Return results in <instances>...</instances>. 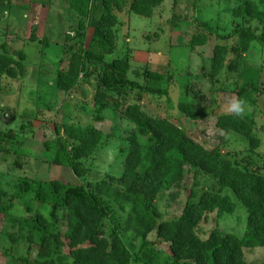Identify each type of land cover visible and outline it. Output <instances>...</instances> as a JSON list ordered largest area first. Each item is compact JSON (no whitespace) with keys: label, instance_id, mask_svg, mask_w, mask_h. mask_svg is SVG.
Returning <instances> with one entry per match:
<instances>
[{"label":"trees","instance_id":"trees-1","mask_svg":"<svg viewBox=\"0 0 264 264\" xmlns=\"http://www.w3.org/2000/svg\"><path fill=\"white\" fill-rule=\"evenodd\" d=\"M10 1L0 0V8L10 6ZM163 1L132 0L129 11L151 18ZM90 2L86 23L79 22L74 36L71 37L70 32L65 35L64 40L74 38L75 41L71 45L64 44L67 66L58 70L55 86L69 94L81 78L95 73L94 103H111L118 110L121 100L129 96L128 92L140 88L138 80L127 78L131 70L129 57L112 59L107 64L109 72L103 66L105 56L114 52L119 40V20L114 8L121 11L125 0ZM232 13L245 22L264 21V10L254 0H241ZM85 28H92L93 32L87 47H82ZM234 32L237 44L217 43L214 47L209 69L212 83L219 81L218 76L224 69L243 73V54L257 35L254 29L238 23H235ZM30 38H35L34 33ZM207 40L208 35L204 33L193 34L188 47L194 50L205 45ZM25 58L23 52L11 48L6 42L2 43L0 76L16 77L24 69ZM146 74L154 77V83L161 80L159 78L156 82L159 74ZM112 85L117 96L108 92ZM245 88L243 85L238 92ZM144 93L167 92L160 87L153 89L146 86ZM248 95L251 96L250 92ZM141 100L138 94L136 101L127 104L123 110V118L132 125V129L126 132L127 151L118 178L108 175V179L79 184L57 179L38 183L33 196L35 209L27 205L24 216L12 213L18 196L0 188V233L20 246L21 264H256L246 260L244 248L264 246V171L261 167L243 164L223 153L219 147L204 148L190 139L176 121L143 111L139 105ZM177 108L191 121L208 116L206 110L190 102L180 101ZM216 126L225 132L232 130L242 134L248 140L251 151L261 145L259 134L255 131L259 127H256L253 118L236 116L231 112L221 113ZM61 128L72 143L69 147L58 135L45 142L48 161L66 165L75 177L83 179L90 171L85 160L102 149L110 134L94 126L73 122L63 123ZM261 129H264V123ZM4 136L8 139L14 137V130L8 129ZM186 174H192L194 182L199 176H210L217 189L207 188L199 192L195 187L189 188L181 214L171 220H162L157 208L159 193L180 186ZM116 180L117 186L114 185ZM28 188L29 181H25L21 191ZM106 199L113 200L120 210H128L122 228L140 239L136 253L126 245L119 232L113 231L109 236L104 234L103 222L110 210L104 201ZM240 207L246 211L242 236L215 228L206 238L200 237L199 224L208 214L215 213L217 218H222ZM46 208H49L47 215L43 212ZM5 221L16 224V232L20 234L5 231L2 225ZM152 232L167 244L166 252L151 245L148 236ZM34 251L35 256L31 259Z\"/></svg>","mask_w":264,"mask_h":264},{"label":"rangeland","instance_id":"rangeland-1","mask_svg":"<svg viewBox=\"0 0 264 264\" xmlns=\"http://www.w3.org/2000/svg\"><path fill=\"white\" fill-rule=\"evenodd\" d=\"M131 1L125 0L121 11L114 8L119 20V40L114 52L106 55L103 62L104 69L109 72L107 64L112 59L129 57L131 70L127 78L138 80L140 86L128 92L129 96L121 100L118 110L111 103H94L95 73L81 78L69 94L55 86L58 70L67 66L64 44L71 45L75 41L74 38L64 40L65 35L70 32V36H74L79 22L86 23L90 0H23V6L5 5L0 8V45L6 42L26 55L24 69L16 77L0 76V188L18 196L13 215L24 216L27 205L35 209L33 196L37 184L43 181L57 179L79 184L108 179V175L118 178L127 151L126 132L132 129V125L123 118V110L127 104L136 101L138 94L143 111L176 121L190 139L204 148L219 147L223 153L243 164L261 167L264 171V129H261L264 123V21L245 22L243 18L235 17L232 9L241 0H164L151 18L131 13ZM254 1L264 10L262 0ZM41 3L45 7L38 8L44 9L45 13L40 11L31 19V13H35ZM23 13L29 17H23ZM235 23L254 29L257 35L243 54L244 74L224 69L218 76L219 81L212 83L209 69L214 47L217 43L237 44ZM92 32V28H85L82 47H87ZM32 33L35 38H30ZM197 33L208 35L207 43L190 50L188 41ZM146 72L159 74L156 82L159 78L161 80L154 83V77ZM243 85L246 88L240 94L238 91ZM146 86L153 89L160 87L167 93H144ZM108 92L117 96L113 85ZM235 98L245 102V111L241 116L253 118L256 127H259L255 131L259 134L261 145L255 151L249 150V142L242 134L232 130L225 132L216 126L218 115L229 113V104ZM180 101L196 104L206 110L208 116L198 121L187 119L177 108ZM66 122L94 126L110 134L102 149L85 160L90 171L83 179L75 177L66 165L48 161L45 142L60 136L69 147L72 143L61 128ZM10 128L15 136L8 139L4 133ZM25 181H29V188L21 191ZM114 185H118L117 180ZM191 187L199 192L207 188L217 189L210 176H199L194 182L192 174H186L180 186L159 193L157 208L162 220H171L181 214ZM232 198L236 201L235 197ZM104 201L110 209L103 222L104 234L109 236L113 231L119 232L126 245L136 253L140 239L122 228L128 210H120L113 200ZM43 212L47 215L49 208ZM2 225L8 232L18 230L16 224L8 221ZM245 225L246 211L240 207L222 218H217L215 213L208 214L200 222L198 233L206 238L211 230L219 228L242 236ZM148 240L156 249L167 251V244L157 239L154 232ZM21 250L6 234L0 233V264H21ZM244 255L248 262L264 264V246L244 248ZM34 256L35 251L31 259Z\"/></svg>","mask_w":264,"mask_h":264},{"label":"clouds","instance_id":"clouds-1","mask_svg":"<svg viewBox=\"0 0 264 264\" xmlns=\"http://www.w3.org/2000/svg\"><path fill=\"white\" fill-rule=\"evenodd\" d=\"M229 111L236 116H240L245 111V102L239 98L232 99L229 104Z\"/></svg>","mask_w":264,"mask_h":264},{"label":"crops","instance_id":"crops-1","mask_svg":"<svg viewBox=\"0 0 264 264\" xmlns=\"http://www.w3.org/2000/svg\"><path fill=\"white\" fill-rule=\"evenodd\" d=\"M24 2H26V1H24ZM31 2H32V0H31ZM15 5H17V6H23L24 5L23 0H11L10 1V6H15ZM38 6H41V8L45 7L44 3H41L40 5H37L36 8H38ZM41 8L36 9V12L35 13L34 12L31 13V15H30L31 16V19H32V17H34V15L36 16V14H39L40 11L42 12V14L45 13V10L43 9V11H42ZM48 13H49V11H47V15L50 16V14H48ZM23 17H29V15L28 14H24Z\"/></svg>","mask_w":264,"mask_h":264}]
</instances>
